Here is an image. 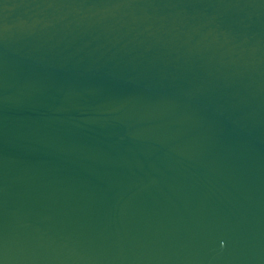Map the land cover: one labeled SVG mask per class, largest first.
I'll return each instance as SVG.
<instances>
[{"label":"water","instance_id":"1","mask_svg":"<svg viewBox=\"0 0 264 264\" xmlns=\"http://www.w3.org/2000/svg\"><path fill=\"white\" fill-rule=\"evenodd\" d=\"M0 264H264V0H0Z\"/></svg>","mask_w":264,"mask_h":264}]
</instances>
